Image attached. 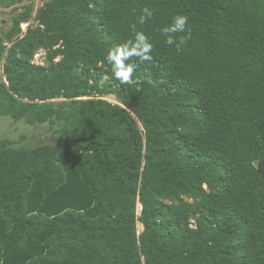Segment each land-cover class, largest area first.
<instances>
[{
	"label": "trees",
	"instance_id": "1",
	"mask_svg": "<svg viewBox=\"0 0 264 264\" xmlns=\"http://www.w3.org/2000/svg\"><path fill=\"white\" fill-rule=\"evenodd\" d=\"M40 1L0 0V117L49 125L0 139V264H264V0ZM133 23L155 85L105 61Z\"/></svg>",
	"mask_w": 264,
	"mask_h": 264
},
{
	"label": "clouds",
	"instance_id": "2",
	"mask_svg": "<svg viewBox=\"0 0 264 264\" xmlns=\"http://www.w3.org/2000/svg\"><path fill=\"white\" fill-rule=\"evenodd\" d=\"M154 13L149 7H144L138 16L140 25L146 24ZM131 37L119 46L109 49L105 56L106 63L110 66L113 79L122 85H140L144 82L155 85L156 81L149 74L143 81L134 79L137 62L144 64L153 60V43L149 37L138 30L136 24L130 25ZM161 35L168 46L175 48L179 54L183 51L187 42L191 39V28L188 24V17L175 15L170 24L161 29Z\"/></svg>",
	"mask_w": 264,
	"mask_h": 264
},
{
	"label": "rangeland",
	"instance_id": "3",
	"mask_svg": "<svg viewBox=\"0 0 264 264\" xmlns=\"http://www.w3.org/2000/svg\"><path fill=\"white\" fill-rule=\"evenodd\" d=\"M22 3H14L8 7L0 5V32L8 30L11 24V18L22 10ZM39 4H41L40 0H34L35 6ZM26 26L27 24L22 23L21 30L22 28L25 30ZM41 57L42 53L39 52L34 56V62L41 63ZM104 98L115 101L112 95H106ZM0 139L14 141L16 146L24 143L34 146L39 141H49V125L47 123L30 125L22 119L13 120L8 116L0 117ZM139 208L140 206H138V210H140Z\"/></svg>",
	"mask_w": 264,
	"mask_h": 264
},
{
	"label": "built area",
	"instance_id": "4",
	"mask_svg": "<svg viewBox=\"0 0 264 264\" xmlns=\"http://www.w3.org/2000/svg\"><path fill=\"white\" fill-rule=\"evenodd\" d=\"M25 24H26V23H25ZM22 30H23L22 32H24V31H25V30H24V28H22ZM139 209H140V208H139ZM139 211H140V210H138V208H137V213H139Z\"/></svg>",
	"mask_w": 264,
	"mask_h": 264
}]
</instances>
